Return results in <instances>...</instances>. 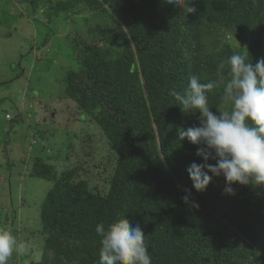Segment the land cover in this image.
Listing matches in <instances>:
<instances>
[{
    "label": "trees",
    "instance_id": "trees-1",
    "mask_svg": "<svg viewBox=\"0 0 264 264\" xmlns=\"http://www.w3.org/2000/svg\"><path fill=\"white\" fill-rule=\"evenodd\" d=\"M41 3L48 18L77 9L103 22L89 37L77 35L68 54L75 67L65 71L60 84L75 110L71 121L85 134L74 130L64 156L49 155L45 146L30 162V176L51 183L33 218L43 245L41 260L32 264H99L101 237L95 227L121 218L140 224L152 264H264V184L250 176L245 185L233 184L235 194L228 195L220 176L197 192L187 172L175 176L167 169V164L186 170L203 162L195 155L197 145L178 139V129L199 126L200 113H183L170 90L182 94L192 75L201 82L220 75L227 80L228 66L221 73L217 69L235 53L220 39L229 32L240 39L236 51H247L252 65L264 57V0H185L182 6V0L176 5L165 0ZM186 7L195 12H185ZM206 96L216 113L223 85ZM89 119L109 145L105 166L112 171L102 188L85 174L104 165L105 156L95 160L87 146L80 155L94 160L69 164L90 140ZM184 189L191 191L188 203L181 199Z\"/></svg>",
    "mask_w": 264,
    "mask_h": 264
},
{
    "label": "rangeland",
    "instance_id": "rangeland-1",
    "mask_svg": "<svg viewBox=\"0 0 264 264\" xmlns=\"http://www.w3.org/2000/svg\"><path fill=\"white\" fill-rule=\"evenodd\" d=\"M32 1L0 0V227L6 226L27 245V251L22 255L14 253L9 264H32L41 260L43 237L35 233L33 218L51 183L31 177L30 162L45 146L49 155L64 156L75 139L74 130H83L71 121L75 110L69 106L72 101H66L61 95L64 88L60 84L65 71L75 67L68 54L77 35L89 37L96 24L103 22L100 16L77 9L74 13L61 12L48 18L43 0H36L35 8ZM220 39L223 44H230L235 53L241 44L233 32ZM16 62L17 69L13 67ZM35 66L38 67L34 69ZM21 70H24L22 77H17ZM6 113L13 120L6 119ZM89 121L78 122L89 127L86 134L90 140L79 147V154L69 164L80 159L88 163L94 160L81 157L87 146L92 148L95 160L105 156L104 165L92 167L90 164L92 169L85 174L95 177L92 185L102 188L104 179L112 171L105 166L110 156L109 145L95 122ZM81 133L84 135V130ZM167 166L173 173L175 165Z\"/></svg>",
    "mask_w": 264,
    "mask_h": 264
},
{
    "label": "clouds",
    "instance_id": "clouds-1",
    "mask_svg": "<svg viewBox=\"0 0 264 264\" xmlns=\"http://www.w3.org/2000/svg\"><path fill=\"white\" fill-rule=\"evenodd\" d=\"M165 2L176 5V0ZM184 3L182 0L181 6ZM184 10L195 12L194 7ZM225 65L229 69L227 80L220 75L216 81L201 82L198 76L192 75L182 94L175 89L169 92L179 102L183 113H192V109L200 113L199 126L178 129V139L187 138L197 145L195 155L203 161L192 162L186 170L175 165L173 173L177 176L187 172L192 188L197 192L206 190L214 177L223 176V193L234 195L232 185H245L250 176L256 183L264 184V57L252 65L247 51L236 52L218 65V73ZM220 85H223V104L214 113L210 111L206 93ZM5 118L12 119L8 113ZM209 160L215 163H209ZM184 192L181 199L188 203L191 191L184 189ZM192 206L199 207L195 201ZM95 232L101 237L99 264H152L140 224L132 226L121 218L107 227L98 223ZM26 251V243L0 227V264H9L14 253L22 255Z\"/></svg>",
    "mask_w": 264,
    "mask_h": 264
}]
</instances>
